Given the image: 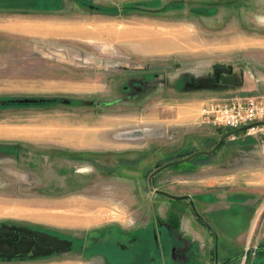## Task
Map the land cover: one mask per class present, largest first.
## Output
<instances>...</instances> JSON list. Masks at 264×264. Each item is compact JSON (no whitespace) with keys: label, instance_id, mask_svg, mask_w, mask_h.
Wrapping results in <instances>:
<instances>
[{"label":"rangeland","instance_id":"obj_1","mask_svg":"<svg viewBox=\"0 0 264 264\" xmlns=\"http://www.w3.org/2000/svg\"><path fill=\"white\" fill-rule=\"evenodd\" d=\"M64 3L63 14L45 16L76 20L78 38L63 30L36 46L0 45V224L76 241L74 250L23 264H103L84 256L104 246L114 264H182L174 251L182 215L202 229L200 217L207 222L216 206L200 207L199 194L219 176L231 177L222 207L230 191L252 198L239 220L211 226L202 260L264 264V134L253 136L257 152L252 138L229 137L149 186L160 167L211 151L233 131L204 123V103L264 99V0ZM218 67L231 73L216 80ZM117 244L126 249L114 251Z\"/></svg>","mask_w":264,"mask_h":264},{"label":"crops","instance_id":"obj_2","mask_svg":"<svg viewBox=\"0 0 264 264\" xmlns=\"http://www.w3.org/2000/svg\"><path fill=\"white\" fill-rule=\"evenodd\" d=\"M65 6L64 0H4L0 2V14H5V16L1 15L0 17V45L5 44L17 47L21 44L22 46L27 45L29 41L32 42L31 45L36 46L35 44H39L38 42L40 41L43 42L47 39L55 40L63 38L59 36L61 35L60 32L63 30L65 31L64 33L70 37L78 38V35L82 34V30H79L76 20H59L52 16L48 18L45 16L46 14H63V12H65ZM175 121L179 122L180 126L189 123L184 118L180 119L179 117ZM235 138H239L240 140H249L252 138L253 140L249 147L253 146L251 149L253 153L254 151L257 152V150H254L255 148L261 147L260 139L257 140L253 137H247L244 134L235 136ZM230 178L231 177L223 176L215 177V184L208 186L209 188H214V190L212 192L204 191V193L199 194V196L203 198V204L199 205L200 207L202 205L203 207L208 205L216 206L214 209H207V213L204 214L206 215L207 222L200 219L202 229H197L192 220L182 215L180 225L181 246L177 249L173 248L175 252L185 255V260L182 264H209L206 259H202L205 258L206 253H209L207 251L209 248L207 242L213 237L211 226L214 227L216 222L220 224L221 222H231L232 219L235 221L239 220L245 208L249 207L246 206V203L252 198L251 195L234 191H230L229 194L226 195L225 201L229 203V206L222 207L223 196L225 194L222 190V186L228 184L226 179ZM221 195L223 196L221 197ZM210 199H212V201ZM182 200L188 201L192 207V211L194 210L192 199L191 201L186 199ZM196 215L198 218L199 215ZM195 220L197 223L199 222L197 219ZM207 235H209L210 238ZM223 237L228 245H238V242H230L234 241V239L229 235ZM245 238L246 237H244V239ZM248 243V239L247 242L245 239L242 243V247L247 248L248 245L251 244V240L250 243ZM223 252L229 255L227 250ZM190 254H193V256L190 257ZM195 254L199 257L196 258L197 256L195 257Z\"/></svg>","mask_w":264,"mask_h":264},{"label":"flooded vegetation","instance_id":"obj_3","mask_svg":"<svg viewBox=\"0 0 264 264\" xmlns=\"http://www.w3.org/2000/svg\"><path fill=\"white\" fill-rule=\"evenodd\" d=\"M3 225L8 226L9 229L11 227H15V228H19L20 230L19 231L9 230V234H10L9 236H5L0 233V262H9V263L21 262L23 264L28 261H37L51 255L61 254L64 251L74 250V245L76 244V241L74 240H70L65 236H62L61 234H55L44 229L34 228L26 225L12 224V223L0 224V229L3 227ZM41 233L51 238H57L58 240L66 243L70 242L71 245L69 247L66 246L64 249L61 248L56 249L52 246H49L48 237L46 236L40 237ZM39 238L42 239L39 240ZM18 245H21L22 248ZM90 248L91 247H89V251H90L89 253H91V255L84 254L85 258L90 259V256L92 257L101 256L104 260L103 264H114L112 258L106 252L107 250H112V249L106 246H104L103 249H100L101 247H92L91 249ZM111 248H113L114 251L116 250L118 252H121L122 250L126 249L125 247H122L120 245L118 246V244L116 246L115 245L111 246ZM21 249L27 252L22 253L20 252Z\"/></svg>","mask_w":264,"mask_h":264},{"label":"built area","instance_id":"obj_4","mask_svg":"<svg viewBox=\"0 0 264 264\" xmlns=\"http://www.w3.org/2000/svg\"><path fill=\"white\" fill-rule=\"evenodd\" d=\"M201 118L206 124L227 127L233 131L263 123L244 131L243 134L247 137L264 134V99L250 96L236 97L223 102H206L201 107ZM232 138H235V135Z\"/></svg>","mask_w":264,"mask_h":264},{"label":"water","instance_id":"obj_5","mask_svg":"<svg viewBox=\"0 0 264 264\" xmlns=\"http://www.w3.org/2000/svg\"><path fill=\"white\" fill-rule=\"evenodd\" d=\"M214 73H215V78H216V80H218L219 76H220L222 73L230 74V73H231V69H230V70H227L225 67H218V68L215 69ZM262 124H263V123H256V124H254V125H249V126H245V127L240 128V129L234 130V131H232V132H230V133L225 134V135L222 137L221 141H219V143L216 145V147H215L214 149H212L211 151H208V152H207V151L197 152V153L192 154L191 156H189V157L186 158V159L179 160V161H175V162H171V163H168V164H166V165L160 167V168L157 169L155 172H153V173L150 175V177H149V186H150L151 191L154 190L153 187H152V180H153V178H154L159 172H161V171H163L164 169H166V168H168V167H170V166H173V165H175V164H183V163L189 162V161H191V160H193L194 158L199 157V156H212V155L217 151V149L221 146V144L223 143V141H224L225 139H227V138H229V137H232V136H234V135H236V134L242 133V132H244V131H246V130L252 128V127H254L255 125H262ZM182 199H186V200L191 201V198L188 197V196H186V197H182ZM9 230H17V231H19L20 229H19V228H15V227H11V228L9 229L8 226L3 225V227L0 229V233H1L2 235L9 236V235H10V234H9ZM45 236L48 237L49 246H52V247H54V248H56V249H58V248L64 249L66 246H68V247L70 246L69 243H66V242L60 241V240H58L57 238H51V237H49V236H47V235H44V234H42V233L40 234V237H45ZM41 239H42V238H39V240H41ZM18 246L21 247V245H18ZM37 247H38V246H37ZM21 248H22V247H21ZM255 249H256V248H255ZM256 251H257V250H256ZM20 252L25 253V252H27V251H23V250L21 249ZM252 252H253V251H252ZM248 253H250V251H248ZM234 259H235V258H231V259H229V260H227V261H224V262L221 263V264H230L231 262H233ZM216 264H219V263H216Z\"/></svg>","mask_w":264,"mask_h":264},{"label":"bare ground","instance_id":"obj_6","mask_svg":"<svg viewBox=\"0 0 264 264\" xmlns=\"http://www.w3.org/2000/svg\"><path fill=\"white\" fill-rule=\"evenodd\" d=\"M101 216V215H100Z\"/></svg>","mask_w":264,"mask_h":264},{"label":"trees","instance_id":"obj_7","mask_svg":"<svg viewBox=\"0 0 264 264\" xmlns=\"http://www.w3.org/2000/svg\"><path fill=\"white\" fill-rule=\"evenodd\" d=\"M223 144V143H222Z\"/></svg>","mask_w":264,"mask_h":264}]
</instances>
